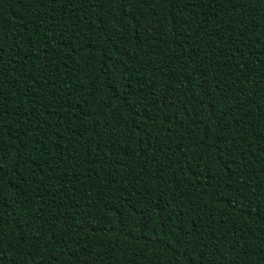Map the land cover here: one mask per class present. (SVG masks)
<instances>
[{
    "label": "trees",
    "instance_id": "16d2710c",
    "mask_svg": "<svg viewBox=\"0 0 264 264\" xmlns=\"http://www.w3.org/2000/svg\"><path fill=\"white\" fill-rule=\"evenodd\" d=\"M0 264H264V0H0Z\"/></svg>",
    "mask_w": 264,
    "mask_h": 264
}]
</instances>
